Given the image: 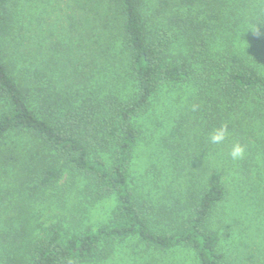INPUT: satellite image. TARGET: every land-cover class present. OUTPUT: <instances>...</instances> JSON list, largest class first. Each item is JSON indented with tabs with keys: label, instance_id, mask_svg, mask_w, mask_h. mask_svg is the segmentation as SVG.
Returning <instances> with one entry per match:
<instances>
[{
	"label": "trees",
	"instance_id": "1",
	"mask_svg": "<svg viewBox=\"0 0 264 264\" xmlns=\"http://www.w3.org/2000/svg\"><path fill=\"white\" fill-rule=\"evenodd\" d=\"M178 88L193 146L178 122L171 167L141 180L142 122ZM221 125L264 132V0H0V204L27 193L57 219L32 236L1 211L0 264H98L132 238L226 264L229 226L212 220L227 192L199 153Z\"/></svg>",
	"mask_w": 264,
	"mask_h": 264
},
{
	"label": "rangeland",
	"instance_id": "2",
	"mask_svg": "<svg viewBox=\"0 0 264 264\" xmlns=\"http://www.w3.org/2000/svg\"><path fill=\"white\" fill-rule=\"evenodd\" d=\"M51 18L55 19V12ZM193 101L192 93L186 88H178L157 97L154 102L156 106L159 105L154 110L156 116L155 114L151 116L150 113L142 122L143 135L135 151V173L141 180L147 175L152 176L155 171L160 176L162 168L169 166L170 145L166 142L169 141L172 146L176 144L178 136H175L177 133L175 128L178 122H181L180 130L189 134L183 140L186 148L193 146L189 145L191 140L187 142L188 137L192 139L190 133H193L189 121ZM253 127L259 131L258 139L249 138L243 142L233 138L218 145L208 141L200 142L204 148L197 149V152L200 151L199 153L210 158L205 173L209 176L214 175L215 180L223 184L227 192L226 198L218 205L220 215L213 217L212 220L215 228L224 230L225 226H229V236L224 239L226 264H264V132L255 125ZM174 139L176 141H173ZM237 142L244 147L245 153L243 158L233 160L229 152L233 143ZM206 147L210 148L207 150ZM179 164H181L179 171L182 173L192 169L188 168L187 160ZM193 166L196 167V164ZM167 178L162 182L164 183ZM66 179L67 176L62 183ZM15 197L10 201L11 204L8 201L4 203L9 204L7 208L0 204V212L3 211L1 216L4 219L18 217L27 221L30 225L28 235H43L42 231H39L40 223L47 226L56 223V218L47 219L46 215L43 216L47 211L36 198L29 200L31 197H28L27 193L22 194L21 198L18 195ZM111 206L110 201H105L103 206L93 212L92 221H105ZM98 264H197V262L194 254L187 248L176 247L159 251L144 245L137 238H132L117 244L112 248L108 259Z\"/></svg>",
	"mask_w": 264,
	"mask_h": 264
},
{
	"label": "clouds",
	"instance_id": "3",
	"mask_svg": "<svg viewBox=\"0 0 264 264\" xmlns=\"http://www.w3.org/2000/svg\"><path fill=\"white\" fill-rule=\"evenodd\" d=\"M229 132H228V128L227 125H221L219 128H216L210 135V143L212 144H221L222 142H224L226 140V138L228 137ZM245 153V149L244 147L237 143H233V145L231 146L229 155L231 157V159L233 160H239L241 158H243Z\"/></svg>",
	"mask_w": 264,
	"mask_h": 264
}]
</instances>
